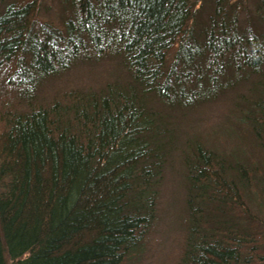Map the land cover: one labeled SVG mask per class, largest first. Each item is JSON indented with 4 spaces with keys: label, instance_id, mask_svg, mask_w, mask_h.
<instances>
[{
    "label": "trees",
    "instance_id": "trees-1",
    "mask_svg": "<svg viewBox=\"0 0 264 264\" xmlns=\"http://www.w3.org/2000/svg\"><path fill=\"white\" fill-rule=\"evenodd\" d=\"M104 58L99 79L46 88ZM263 68L264 0H0V264H145L171 117ZM261 87L235 148L183 151L175 264H264Z\"/></svg>",
    "mask_w": 264,
    "mask_h": 264
},
{
    "label": "rangeland",
    "instance_id": "rangeland-1",
    "mask_svg": "<svg viewBox=\"0 0 264 264\" xmlns=\"http://www.w3.org/2000/svg\"><path fill=\"white\" fill-rule=\"evenodd\" d=\"M110 68H114L112 58H104L98 62L85 60L70 71L45 82L48 83L46 88L49 92H60L68 86L99 79L102 74H106L105 71L110 73ZM261 72L258 76L241 80L217 98L179 111L171 117V127L175 130V144L166 167L157 225L143 254L145 264H175L184 240V217L187 211L185 164L182 155L184 149L188 147L190 141L194 142L193 140L197 141L200 138L212 139L211 142L216 144L219 150L228 152L235 148L240 142L238 135L243 129L240 121L251 108V103L264 83V68ZM259 79L263 81H258ZM258 83L259 85H256ZM247 148L248 151H253L251 154L254 159L264 158V152L258 154L251 144Z\"/></svg>",
    "mask_w": 264,
    "mask_h": 264
}]
</instances>
